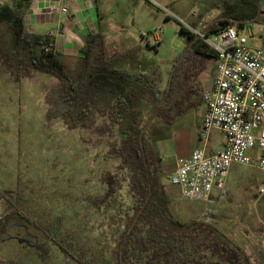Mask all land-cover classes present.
Instances as JSON below:
<instances>
[{
  "label": "rangeland",
  "instance_id": "obj_1",
  "mask_svg": "<svg viewBox=\"0 0 264 264\" xmlns=\"http://www.w3.org/2000/svg\"><path fill=\"white\" fill-rule=\"evenodd\" d=\"M232 1L135 0L128 4L125 14L110 17L109 36L102 34L108 48L119 35L133 37L135 40H130V46L140 44L141 52L156 60L163 70L166 79L162 88H165L171 66L184 47L179 26L193 32L202 31ZM260 7L264 11V1L260 2ZM249 32L255 36L262 34L255 22L251 23ZM153 34H157L159 44L151 43L155 45L151 50L146 40L151 41ZM249 45L258 47L261 42L253 37ZM139 57L145 58L136 54L128 62L137 61ZM65 65L73 77L76 57L68 59ZM212 69L214 64L202 77L207 78ZM51 84V78L42 73H36L34 81L21 78L19 83H14L7 70L0 71V216L9 210L11 200L14 210L54 236L60 255L56 251L58 256L54 255L52 263L45 256L43 264H76L74 260L79 254L99 253L102 245L111 239L109 223L103 216L105 212L98 211L106 202L102 198L104 184L98 172L105 169L113 172L116 162L112 158H101L106 148L93 145L94 136L84 131L88 128H70L64 114L50 110L44 87L50 89ZM146 104L144 101L141 106V116L146 121L145 139L159 158L157 165L167 198V213L181 223L198 220L217 227L234 243L249 247L252 253L259 255L260 264H264V192L260 193V189L264 191V172L234 166L224 198L208 202L183 198L179 189L169 183L171 167L177 157L189 155L195 145L201 146L196 125L202 104L171 124L161 123L150 115V105ZM3 190L11 192L6 199ZM120 192L119 200L126 203L124 189ZM98 200L101 207L95 205ZM112 211L115 210L109 207L107 212ZM11 220L21 223L17 217ZM27 226L33 227L30 223ZM113 226L120 228V222ZM11 235L13 228L0 236V264L3 261L28 264L18 259V244ZM60 246L65 249L64 253L60 252Z\"/></svg>",
  "mask_w": 264,
  "mask_h": 264
},
{
  "label": "trees",
  "instance_id": "obj_2",
  "mask_svg": "<svg viewBox=\"0 0 264 264\" xmlns=\"http://www.w3.org/2000/svg\"><path fill=\"white\" fill-rule=\"evenodd\" d=\"M261 1L264 0L227 3L202 32L211 35L227 27L242 28L247 22L262 21ZM29 3L30 0L0 3L1 71L7 70L14 83L21 78L34 81L36 73L48 75L52 88L44 87V91L50 110L64 114L70 128H88L84 131L94 136L93 145L106 148L101 158L116 162L113 172H98L106 201L98 211L105 212L111 239L99 253L79 254L76 264H260L259 255L234 243L217 227L198 220L181 223L167 213L159 158L145 139L146 121L141 116L144 101L150 105V115L164 124H171L200 105L199 76L216 62L212 49L191 30L179 26L184 47L162 88L158 69L147 71L132 64L119 65L122 59L133 58L140 44L123 50L109 49L103 34H88L83 38L76 57L77 69L71 77L62 54L53 49L52 37L24 27ZM123 189L126 203L119 200ZM100 201L95 205L101 207ZM109 207L116 212L108 213ZM9 219L10 213L0 218V230ZM118 222L120 228L113 226Z\"/></svg>",
  "mask_w": 264,
  "mask_h": 264
},
{
  "label": "built area",
  "instance_id": "obj_3",
  "mask_svg": "<svg viewBox=\"0 0 264 264\" xmlns=\"http://www.w3.org/2000/svg\"><path fill=\"white\" fill-rule=\"evenodd\" d=\"M52 10L64 13L67 9L60 5ZM262 16V21L255 22L262 34L256 36L249 32L253 22L211 35L192 31L212 49L216 62L211 87L201 94L205 106L198 130L201 146L177 157L169 177L183 198L204 202L224 198L233 166L264 172V11ZM253 37L261 46L249 45ZM212 130L221 132L224 142L207 152L205 145Z\"/></svg>",
  "mask_w": 264,
  "mask_h": 264
},
{
  "label": "crops",
  "instance_id": "obj_4",
  "mask_svg": "<svg viewBox=\"0 0 264 264\" xmlns=\"http://www.w3.org/2000/svg\"><path fill=\"white\" fill-rule=\"evenodd\" d=\"M130 2L135 3V0H30L29 7L23 17V23L24 27L29 32L40 35H50L53 39V49L61 53L64 62H66L68 59L75 58L80 55V48L83 44V38L86 35L103 33L108 34L109 36L110 17L113 14H125L126 7ZM60 5L66 6V12L62 13L60 11L52 10V7H59ZM118 30L121 31V27L118 28ZM151 37V41L146 40V43L152 50L155 45H151V43L159 44V38L157 37V34H153ZM131 39L135 40L133 37L119 35L112 43L108 42V46L110 49L123 50L130 47ZM134 43L136 42L134 41ZM137 50L135 53L143 55L145 58L139 57L137 58V61L132 60L131 63L128 62V59H122L119 65L123 67L124 64L128 66L132 64L138 70L143 68L147 71H150L153 68L158 69L161 75L159 85L162 87L166 76L161 67L157 66L156 60L153 58L151 59L145 52H141V46H139ZM213 64L214 69H212L210 75L207 78L202 77V73L209 69V67ZM211 65L199 76L202 92L209 90L211 87L215 72V62ZM148 66H150V68H148ZM166 70H168V68ZM200 104H202L201 115L197 121L196 133L200 129L202 117L205 112V106L202 101ZM223 142L224 138L221 132L218 130H212L209 140L205 145V149L207 152H213L218 149ZM173 169L174 164L171 167V173ZM231 169L228 174L226 185H228V181L230 179Z\"/></svg>",
  "mask_w": 264,
  "mask_h": 264
},
{
  "label": "flooded vegetation",
  "instance_id": "obj_5",
  "mask_svg": "<svg viewBox=\"0 0 264 264\" xmlns=\"http://www.w3.org/2000/svg\"><path fill=\"white\" fill-rule=\"evenodd\" d=\"M2 193L4 199L8 198V195L11 194V192L8 190H3ZM9 202L11 205L9 206V210L6 213H10V219L9 221H4L3 227L0 230V236L5 230L13 228V235H11L10 238L16 245L18 244V259L22 258V260L27 261L28 264H43L44 258L46 256L49 257V260L52 263L54 255L58 256L59 254V250H57L58 248H56L54 243V236L51 235L49 231L40 230L34 226L33 227L35 229H33V227L29 228L27 226V223L31 224L29 219L26 218L22 213L14 211L12 208V201L10 200ZM6 213L2 214L0 218H2V216H4ZM14 217L20 219L19 222L21 223H13L11 219ZM29 252L32 253L30 254Z\"/></svg>",
  "mask_w": 264,
  "mask_h": 264
}]
</instances>
